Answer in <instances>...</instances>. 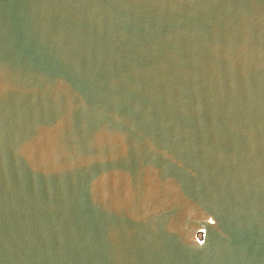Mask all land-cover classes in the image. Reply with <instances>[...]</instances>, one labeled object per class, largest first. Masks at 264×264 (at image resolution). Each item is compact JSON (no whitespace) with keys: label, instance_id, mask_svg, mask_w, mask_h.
<instances>
[{"label":"water","instance_id":"obj_1","mask_svg":"<svg viewBox=\"0 0 264 264\" xmlns=\"http://www.w3.org/2000/svg\"><path fill=\"white\" fill-rule=\"evenodd\" d=\"M0 264H264V0H0Z\"/></svg>","mask_w":264,"mask_h":264}]
</instances>
